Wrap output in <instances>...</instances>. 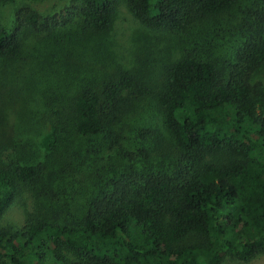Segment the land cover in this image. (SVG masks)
<instances>
[{
	"label": "trees",
	"instance_id": "16d2710c",
	"mask_svg": "<svg viewBox=\"0 0 264 264\" xmlns=\"http://www.w3.org/2000/svg\"><path fill=\"white\" fill-rule=\"evenodd\" d=\"M74 1L76 11L48 16L21 8L11 28L0 17V87L13 91L11 102L0 100V264H225L264 255V0ZM121 5L154 34L189 38L157 84L113 62L83 69L82 53L68 47L106 35ZM70 16V39H55L66 52L58 60L48 52L38 66L62 65L72 88L51 91L48 152L27 155V143L8 142L21 143L9 117L25 114L14 60L34 35L56 38ZM219 18H227L223 42L206 44L216 42L206 28ZM28 120L38 127V116ZM133 129L140 146L126 150ZM25 195L23 223H5Z\"/></svg>",
	"mask_w": 264,
	"mask_h": 264
},
{
	"label": "rangeland",
	"instance_id": "374dc122",
	"mask_svg": "<svg viewBox=\"0 0 264 264\" xmlns=\"http://www.w3.org/2000/svg\"><path fill=\"white\" fill-rule=\"evenodd\" d=\"M78 5L79 3L74 0H17L15 3L11 4H0V17L2 21L11 28L15 22L16 13L21 8L29 7L48 16L68 12V10L71 12L76 11ZM226 19L227 18H219L218 21H211L207 25L206 29L209 30L206 31L209 35L214 34L216 42L209 36L211 42H206V44L210 43V45H215L219 41L223 42L225 34H218V31L223 28L222 26L225 24ZM73 20L74 18L70 16V23L66 30L55 31L56 38L54 39L45 40L43 42L34 35L26 42L21 56L14 60L13 72H15V74L17 73L16 71L22 73L20 74L19 105L25 114L20 120H15L16 116L13 117V114L9 117V127H16L17 136L20 137L21 143L13 142V137L8 142L11 146L14 144L18 147H20L22 143H27V148L21 149V151L27 152V155L30 153L37 157H41L48 152L50 130L48 127L42 126V124L44 119L43 113L48 111L50 105L51 99H49V97L51 95L54 96L51 91L60 90L67 84L72 88L71 85L73 82L70 78V73H67L62 65L60 67L54 65L53 70H51L47 68L46 65L40 64L41 68L38 66V62L40 60L41 63L42 60H45V55L48 52H53L55 55H58L55 60H58V58L66 52L62 46H58L57 43H55V39L59 38L62 32L68 33L70 39V33L75 31L72 26ZM69 41L68 47L74 49L76 55L80 52L82 53L84 57L83 69H89L88 67H91L89 64H94L89 63V61H97L100 63L99 66L105 65L106 63L107 65L105 66L108 69L112 67L110 64L113 62V67H121L125 70L141 73V75L152 84L160 82L167 67L171 65L173 61L172 58L175 56L178 57V54L181 53V49L183 50L185 45L190 42L188 37L154 34L146 30L133 18L125 5H121L119 8L114 25L106 35L86 38L81 45L74 41ZM191 45L192 44H190V46ZM98 46H100L102 51L100 54L95 51ZM95 55H97L96 58ZM64 59V57H61V60ZM76 76L78 80L82 78V75L78 77L77 73ZM16 79H18V77L14 76V81ZM41 80L45 81L44 86L42 84H39V86L34 85ZM49 80H57L59 82H53L50 85ZM81 81L82 80L74 83L79 85ZM36 86H38V88L34 90ZM12 92V90L8 89L5 93L4 89L0 87V100L5 96L7 101L11 102L10 98ZM34 115L38 116V127L32 131L31 128L33 124L30 125L28 117L33 119ZM130 122L134 127H139L141 125V119L136 116H133ZM134 129L128 133V136H131L130 140L134 147L129 148L126 146V150H135L136 146H140L139 137ZM31 148L32 150L29 151ZM25 198L26 199L18 201L10 209L4 219L5 223L9 222L18 226L23 223L25 219L24 203L29 202L30 206L29 196L25 195ZM29 206L27 208H29ZM225 264H264V255L250 262L229 259Z\"/></svg>",
	"mask_w": 264,
	"mask_h": 264
}]
</instances>
